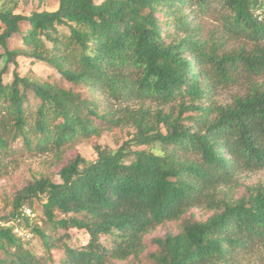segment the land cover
<instances>
[{"label": "trees", "instance_id": "trees-1", "mask_svg": "<svg viewBox=\"0 0 264 264\" xmlns=\"http://www.w3.org/2000/svg\"><path fill=\"white\" fill-rule=\"evenodd\" d=\"M18 4L0 0V179L18 157L61 163L104 131H133L116 149L95 144L91 161L70 156L59 181L41 173L17 189L0 216V264H52L57 246L60 264H241L259 249L264 264V182L236 192L241 173L264 168V0ZM207 15L219 21L216 39L203 37ZM232 39L249 45L226 50ZM20 58L58 76L20 73ZM234 86L230 101H216ZM34 201L40 223L21 210ZM71 228L84 244L62 240Z\"/></svg>", "mask_w": 264, "mask_h": 264}, {"label": "rangeland", "instance_id": "rangeland-1", "mask_svg": "<svg viewBox=\"0 0 264 264\" xmlns=\"http://www.w3.org/2000/svg\"><path fill=\"white\" fill-rule=\"evenodd\" d=\"M58 5V0H19L17 6L18 10L23 12H28L31 9H54ZM199 21L202 24L203 37L206 39L216 37L220 34L219 31V21L213 15L202 16ZM25 24L22 25L24 29ZM20 38L18 35H14L8 40L9 46H16L19 44ZM240 39H232L225 42L224 48L229 50L232 47L238 46ZM246 45V42H243ZM0 48V52H1ZM17 70L20 73H28L30 76L38 77L41 79H54L58 74L50 67L46 66L44 63L35 62L31 63L30 60L19 59V66ZM238 91L237 87H230L225 89H220L214 95V98L219 103L228 102L231 100V95ZM132 132L133 128L129 126H122L118 128H113L110 131H104L100 136L93 137L89 140L82 141L76 144L72 149L65 152L63 155L62 162L66 161L70 156L75 154L82 155L87 161H91L96 157V152L94 150V145L98 144L103 148L116 149L118 148L124 139H126L127 131ZM140 146L138 148H143ZM61 162V163H62ZM61 163L55 160L52 153H47L43 155H36L31 157L21 156L17 158L16 163H14L13 168L7 173L4 178L0 179V216L7 214L10 211L12 199L15 191L19 189L22 185L26 183L27 180L34 176H39L41 173L49 174L55 181H59V176L57 175V170ZM241 186L238 187L237 193L243 191L244 186L256 184L258 182H264V168L252 171L243 172L239 179ZM26 207V206H24ZM31 210V209H30ZM196 213L199 215H206L208 212L200 208H195ZM41 207L38 202H33V210L29 214L30 218L37 220L40 223L41 218ZM15 226V225H14ZM17 226V225H16ZM15 226V227H16ZM171 225L158 226L149 236L161 235L165 231L171 229ZM22 229V228H21ZM64 230H58L56 235H62ZM24 238L30 239L32 250L38 255H45V251L42 245V241L35 235H31L22 229L20 232ZM88 236L83 230L71 228L67 231V235L63 237V241L71 246H78L84 244ZM104 243H108V239L102 237ZM54 261L52 264H60V259L62 258L63 251L62 248L57 246L51 250ZM261 249L252 251L241 259V264H263ZM118 264H130L128 262H120Z\"/></svg>", "mask_w": 264, "mask_h": 264}, {"label": "built area", "instance_id": "built-area-1", "mask_svg": "<svg viewBox=\"0 0 264 264\" xmlns=\"http://www.w3.org/2000/svg\"><path fill=\"white\" fill-rule=\"evenodd\" d=\"M21 210H22L23 214H25V215H27V216H29V214L31 213V210H30V208H28V207H22ZM14 230H15L16 232H18L19 234H22V233H20V232H22L21 227L16 226V227L14 228Z\"/></svg>", "mask_w": 264, "mask_h": 264}]
</instances>
